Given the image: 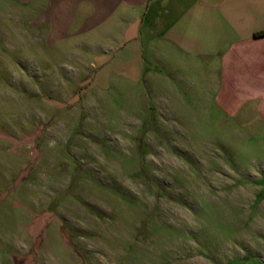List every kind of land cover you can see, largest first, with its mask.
<instances>
[{"label": "rangeland", "instance_id": "1", "mask_svg": "<svg viewBox=\"0 0 264 264\" xmlns=\"http://www.w3.org/2000/svg\"><path fill=\"white\" fill-rule=\"evenodd\" d=\"M8 4L0 264H264V128L148 82L102 88Z\"/></svg>", "mask_w": 264, "mask_h": 264}, {"label": "crops", "instance_id": "2", "mask_svg": "<svg viewBox=\"0 0 264 264\" xmlns=\"http://www.w3.org/2000/svg\"><path fill=\"white\" fill-rule=\"evenodd\" d=\"M1 1L39 22L25 29L45 46L82 48L78 65L95 66L102 88L101 78L148 82L264 128V0Z\"/></svg>", "mask_w": 264, "mask_h": 264}, {"label": "trees", "instance_id": "3", "mask_svg": "<svg viewBox=\"0 0 264 264\" xmlns=\"http://www.w3.org/2000/svg\"><path fill=\"white\" fill-rule=\"evenodd\" d=\"M261 35H264V33H260V34H258V36H261Z\"/></svg>", "mask_w": 264, "mask_h": 264}]
</instances>
